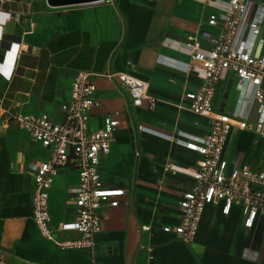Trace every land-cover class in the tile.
<instances>
[{
  "label": "crops",
  "instance_id": "obj_1",
  "mask_svg": "<svg viewBox=\"0 0 264 264\" xmlns=\"http://www.w3.org/2000/svg\"><path fill=\"white\" fill-rule=\"evenodd\" d=\"M250 1L264 20V0ZM214 10L201 0H103L62 6L48 0H0V11L10 14L0 29V62H6L12 44L14 52L19 45L11 79L0 75L4 107L25 114L49 113L59 121L61 105L69 100L80 70L135 76L147 81L151 94L160 99L155 107H136L126 88L104 76L93 77L100 103L91 111V128H101L106 118L119 122L110 153L102 157L101 177L107 186L123 187L125 193L119 206L104 208L92 251L63 249L42 236L33 220V167L49 150L15 120L0 116L3 259L10 264H264V218L256 229H245L241 204H235L230 215L207 206L191 244L164 231L180 223L179 203L193 186L200 158L183 141L209 131L208 118L179 105L187 104L186 90L202 84L197 69L187 70L197 63L186 44L189 37L212 30L207 17ZM236 83L233 74L220 81L214 99L217 111L233 109ZM224 156L232 166L264 170V137L235 128ZM77 183L78 170L71 165L55 176L50 193L54 227L73 219Z\"/></svg>",
  "mask_w": 264,
  "mask_h": 264
},
{
  "label": "built area",
  "instance_id": "obj_2",
  "mask_svg": "<svg viewBox=\"0 0 264 264\" xmlns=\"http://www.w3.org/2000/svg\"><path fill=\"white\" fill-rule=\"evenodd\" d=\"M215 8L207 17L208 26L198 36L189 37L187 49L202 76L199 88L186 90V105H179L209 119V131L204 137L189 136L183 141L186 148L196 151L200 158L192 173L193 186L184 193L179 203L180 223L165 226L184 243L191 244L197 237L207 206H217L223 215H230L235 204H241L247 230H254L264 218V170L248 165L233 166L224 151L233 129L248 130L264 137V20L256 16L250 0H201ZM0 29L10 14L0 11ZM0 40L2 33L0 32ZM202 42L207 43L203 47ZM6 62H0V75L10 80L19 51L12 44ZM11 51L12 54H11ZM237 78V99L231 111H217L214 99L217 86L228 75ZM95 75L104 76L129 91L136 107L148 104L155 107L159 98L151 94L147 81L121 72L108 70L96 74L80 70L71 84L69 100L61 105L62 118L57 121L49 113L39 115L12 111L3 106L0 94V116L15 120L19 128L34 142L49 150L45 160L33 167V220L42 236L57 247L92 251L95 236L102 229L104 208L120 205L123 187L107 186L101 177L102 157L110 153L113 132L119 122L106 118L99 129L90 126L91 111L99 105ZM139 128H142L139 126ZM71 165L78 170L74 190L73 219L52 225L50 193L55 176ZM147 228V227H146ZM70 235H76L71 237ZM0 264H10L0 256Z\"/></svg>",
  "mask_w": 264,
  "mask_h": 264
},
{
  "label": "water",
  "instance_id": "obj_3",
  "mask_svg": "<svg viewBox=\"0 0 264 264\" xmlns=\"http://www.w3.org/2000/svg\"><path fill=\"white\" fill-rule=\"evenodd\" d=\"M103 0H48L49 4L52 6H62L68 4H88L97 3Z\"/></svg>",
  "mask_w": 264,
  "mask_h": 264
}]
</instances>
